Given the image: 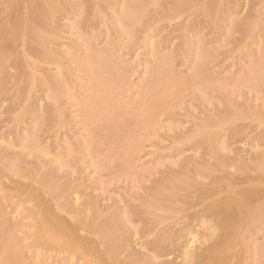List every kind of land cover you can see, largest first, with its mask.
Wrapping results in <instances>:
<instances>
[{
  "label": "rangeland",
  "instance_id": "374dc122",
  "mask_svg": "<svg viewBox=\"0 0 264 264\" xmlns=\"http://www.w3.org/2000/svg\"><path fill=\"white\" fill-rule=\"evenodd\" d=\"M211 1H57L48 45L53 58L44 59V49L33 41L34 62L23 67L33 75L17 80L21 70L14 67L0 91V191L10 187L1 199L8 224L3 235L14 237L17 263H106L97 255L79 257L35 242L51 198L36 181L44 175L60 187H73L81 206L91 201L104 217L113 213L111 227L127 248L122 258L134 254L149 264L175 257V246L156 242L180 230L201 201L230 197L251 182L264 191V171L254 166L264 161V76L256 85L248 81L253 66L264 60V0H221L214 6ZM210 5L214 11L208 15ZM196 72L198 80L189 82ZM36 76L46 84L36 83ZM91 77L98 79L93 87ZM159 78L161 88H169L163 97L168 103L146 107L151 114L140 121L126 119L128 114L122 121V112L139 114L144 92ZM87 92L99 94L97 108L109 107L105 122L94 125V146ZM236 104L250 118H239ZM240 157L248 171L239 167ZM9 163L28 175L19 176ZM156 188L170 197L157 198ZM234 228L217 264H264V217L256 226ZM5 245L0 244V257Z\"/></svg>",
  "mask_w": 264,
  "mask_h": 264
},
{
  "label": "bare ground",
  "instance_id": "6f19581e",
  "mask_svg": "<svg viewBox=\"0 0 264 264\" xmlns=\"http://www.w3.org/2000/svg\"><path fill=\"white\" fill-rule=\"evenodd\" d=\"M16 1H19L20 4L15 3ZM57 1L58 0H38V3L35 1L28 2V4H26V0H0V91L5 89V79H7V71H10V69H13L14 67H20L21 70V73L16 70L20 73V77L17 80H20L22 78L25 81L27 80V78H29V76H31V74L33 75V73H30L29 71L23 69L25 64L28 65L34 62L30 59V48L33 41L37 42L40 45L38 47L44 49V59L50 60L51 58H53V53L48 49V45L50 43L49 35L53 30V13L56 9ZM220 1L221 0H212L211 2H213L212 5H215V3ZM209 7L210 8H206L204 10V13L208 15L211 13L210 11H212V9L214 11V7L212 9L211 5ZM20 49L22 51H20ZM33 49L35 48L33 47ZM20 52L22 55L20 54ZM96 62L98 61H96V59H93L90 65L93 73H95L94 67L97 65ZM251 71L252 72L248 81L254 82L256 85V83L263 79L262 77L264 76V60H262L260 64L253 66V69ZM197 72L199 73V71ZM198 73L196 75H193V77L189 79V82L195 81V79H197V77L199 76ZM36 78V83H39L41 85L46 84L43 78L37 76ZM169 78L172 79L173 77H171L170 75ZM11 79L12 78L10 76V81ZM96 81H98L96 77H91V79L89 80V84L93 87ZM189 82L187 81L188 84ZM161 84V78H159L157 82L153 83L150 88H147L144 92L145 95L142 96V110L139 112V114H137L138 112H122L120 115L122 121L125 120L124 117H126L127 114L129 115V117L126 119H135L137 121L143 114H151V112H146V107L151 108V110H156L158 109V107H162L163 104H167L168 98L163 97H165L169 93L167 92L169 88L163 89L161 88ZM252 87L254 86L252 85ZM161 91L163 93H161ZM23 95L24 90L20 94V97H22ZM98 96L99 94L97 92H87L84 96V102L89 105V109H87L86 111V116L88 120L87 123L89 124L91 132L89 140V144L91 146H94L96 139L94 125L99 122L101 123L104 117L106 115L108 116L107 111L109 109L108 105L100 106L99 108H97L98 106L96 107V104H100ZM229 107L231 109V106ZM233 111L236 112L239 118H250V114L246 112V107L243 109L241 105L236 104L233 105ZM100 112L102 114H100ZM252 113L254 114V112H251V115ZM214 119L217 120L216 117ZM209 121L210 123H213V121ZM112 128L113 127L108 128L111 133H113ZM115 138L116 142L119 143V137H117L116 134ZM113 144H116L115 141ZM243 160L244 158L241 157L238 159L239 167L243 170L248 171V164ZM95 162H97V160ZM252 164L253 163H251V165ZM7 166L8 168H14L13 170H15L16 173H20L19 176L21 175L26 177L28 175V172L26 173L23 168L18 167V165L9 163L7 164ZM205 166L208 169H212L209 164H206ZM254 166L255 168H257V171H264V161L257 162ZM250 177L252 178V181L255 180L254 177ZM262 177L264 178V176ZM242 180L240 182H242ZM36 181H38V183L40 184V188L43 193L46 192V194L51 195V198L45 200L46 202H48V207L46 208V210L44 209L45 212L43 210V220L41 221L42 223L40 231L35 238L36 243H38L39 245L42 244L44 246L55 245L59 248L67 249L70 254H75L79 257L97 255L102 258V261L106 262L105 264H149L148 262H144L141 257L134 254L130 256L127 255V259L125 257L122 258V256L125 255L127 248H125L124 238L116 233V231L118 230L113 229V226L111 227L113 218H115L112 216L113 213L109 214V216L107 217H104V215L99 212L97 208L93 207L94 205L92 206L91 201H87L85 205L81 206L82 202H79L80 196L77 192H74L73 187V190L67 185L65 186V188L60 187L47 175L36 179ZM236 182L238 181L236 180ZM170 187H174V185ZM9 189L10 187L5 188V186H3L1 189L2 192L0 191V244L6 242L4 251H2L4 254L2 255V257H0V264H19L17 263V261L20 251L15 248L16 241L14 237L9 236V238H6L5 235H3V231L8 227V224L7 220L2 218L4 216V213H2L1 199L6 196V193H8ZM229 189L230 186L228 190ZM155 193L157 198H161L164 200H167L170 197L169 193L162 188H156ZM215 193L217 192H214V194ZM210 195L212 194L210 193ZM158 205L159 204L157 203L151 202L149 206L160 210L165 209L161 205ZM199 205H202V207L197 208L194 212L188 214V217L186 218L184 223L185 225L182 226L180 230H178L179 228H177L178 231H176L175 234L169 233L171 235L166 234L160 236V239H158L157 242L155 241L156 245L160 246L161 248L171 246L176 247H173L175 249V257H172L173 259L171 258V260L167 261L164 264H217L219 260H222V243L224 241V238H226L227 233L231 235L232 230L235 229L234 226L236 227V225L245 226L247 228H249L250 226H256L258 219L264 217V191L260 187V184L251 182L248 183V186L243 187L235 193H232L230 197H219L211 200L206 205H204L203 201H201ZM227 216H235L237 221L232 222ZM226 217L229 218V221L226 219ZM11 224L13 226V223ZM10 226L11 225H9V227ZM218 230H220V232H217ZM199 237H202L203 239L200 244L195 247L196 244L194 245V243L199 242ZM232 238L233 237L230 238V241ZM110 260H112V262ZM54 264L61 263L56 262Z\"/></svg>",
  "mask_w": 264,
  "mask_h": 264
}]
</instances>
